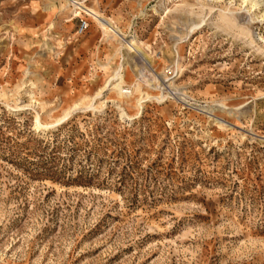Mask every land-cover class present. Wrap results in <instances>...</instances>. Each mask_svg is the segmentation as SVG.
Segmentation results:
<instances>
[{
	"label": "rangeland",
	"instance_id": "1",
	"mask_svg": "<svg viewBox=\"0 0 264 264\" xmlns=\"http://www.w3.org/2000/svg\"><path fill=\"white\" fill-rule=\"evenodd\" d=\"M247 9L0 0V264H264V20Z\"/></svg>",
	"mask_w": 264,
	"mask_h": 264
},
{
	"label": "bare ground",
	"instance_id": "2",
	"mask_svg": "<svg viewBox=\"0 0 264 264\" xmlns=\"http://www.w3.org/2000/svg\"><path fill=\"white\" fill-rule=\"evenodd\" d=\"M166 1H170V0H166ZM263 3V0H241V5L244 7V8H248L247 9V13L248 14H250L251 12H256V10H261L262 9V11H263V14L260 16V18H262L263 20H264V5L262 4ZM262 4V5H261ZM79 5V4H78ZM250 6V7H249ZM260 7V8H259ZM258 8V9H257ZM87 12H88V14L93 18V19H95V20H97L99 23H102L103 24V27H105L107 30L109 29V31H110V29H113V25H112V23L110 22V20L109 19H107V18H105L102 14H100L99 12H97V11H95L94 9H91V8H84ZM253 10V11H252ZM255 16V15H254ZM254 16H251V18L253 17V18H257V17H254ZM225 18V17H224ZM227 20L231 23V22H233V19H228V17H227ZM104 22H106L105 24H104ZM105 28H103V29H105ZM114 36H116V35H114ZM112 38V37H111ZM129 45H131L133 48H135V45H136V42L134 41V39L133 40H131L130 42H129ZM136 49V51L137 52H139L140 51V49H138V48H135ZM116 80H120V83L119 84H111V85H109V86H112V85H114L113 86V89L112 90H115L116 91V94H117V97L119 98V100H123V96H124V94L125 93H123L122 92V88H121V86H122V84H124L125 83V81H124V79H123V77L121 76L119 79H116ZM133 88H134V90H135V92H137L138 91V89H139V86H135V85H133ZM135 117V116H134ZM134 117H132V118H134Z\"/></svg>",
	"mask_w": 264,
	"mask_h": 264
},
{
	"label": "built area",
	"instance_id": "3",
	"mask_svg": "<svg viewBox=\"0 0 264 264\" xmlns=\"http://www.w3.org/2000/svg\"><path fill=\"white\" fill-rule=\"evenodd\" d=\"M89 28V23L85 20H81L78 24L76 35L83 36Z\"/></svg>",
	"mask_w": 264,
	"mask_h": 264
}]
</instances>
